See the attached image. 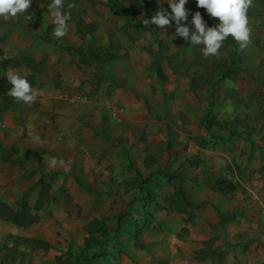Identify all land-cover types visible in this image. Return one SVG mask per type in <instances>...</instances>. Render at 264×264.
<instances>
[{
    "label": "rangeland",
    "instance_id": "rangeland-1",
    "mask_svg": "<svg viewBox=\"0 0 264 264\" xmlns=\"http://www.w3.org/2000/svg\"><path fill=\"white\" fill-rule=\"evenodd\" d=\"M115 1L128 20L110 0H64L70 20L59 39L51 35L47 5L32 1L24 14L0 18V206L19 211L28 203L40 216L30 227L0 219V264H61L70 245L82 251L93 219L118 229L97 264H264V0L248 9L247 47L223 43L208 57L202 45L176 36L174 21L154 25L155 36L132 28L153 5L170 12L166 0ZM185 7L209 27L219 22L196 0ZM160 53H167L164 86L153 68ZM108 54L112 60L101 69ZM29 58L37 63L33 71ZM232 58L240 70L218 81L215 96L209 87L192 92L190 78L205 65ZM9 68L38 91L34 102L7 94ZM234 126L240 135H231ZM52 157L64 164L50 166ZM195 159L197 166L186 162ZM166 172L183 177L189 202L198 206L185 205ZM42 176L49 196L37 212ZM221 176L239 189L216 192L208 179ZM219 208L240 216L221 227L214 223ZM144 213L151 228L141 247L133 234Z\"/></svg>",
    "mask_w": 264,
    "mask_h": 264
},
{
    "label": "trees",
    "instance_id": "trees-1",
    "mask_svg": "<svg viewBox=\"0 0 264 264\" xmlns=\"http://www.w3.org/2000/svg\"><path fill=\"white\" fill-rule=\"evenodd\" d=\"M38 4L42 5H48L50 0H32ZM111 8L115 9L118 13H121V15L128 20V10L125 7H118L115 0H110ZM149 16H147L145 19H151V17L155 14L157 11L156 5H153L152 7L148 8ZM132 28H134L137 31L140 30H147L151 32L153 36L156 35V32L154 30V25L149 24L145 26L143 24V20L132 24ZM84 36V35H83ZM46 40V39H45ZM47 41V40H46ZM159 49L162 50H168L167 46H165V43L163 40L157 41ZM224 44L227 46H237V42H235L232 37H228ZM67 51H73L71 48H67ZM167 54V53H166ZM163 56L162 53L159 54L160 58H154L153 62V68L154 72L156 73L158 80L162 86L165 85L166 82V75L164 68L161 65V61L166 58ZM98 55V54H97ZM95 56V55H94ZM236 53H232V57H235ZM90 57L86 56V58ZM237 58V57H236ZM91 59V58H90ZM92 60V59H91ZM112 60V57L108 54L107 59L102 60V63L99 65L101 69L106 65L108 61ZM26 65L33 71L37 65L33 61V59L29 58L26 59ZM96 63V60L93 61ZM98 67V68H99ZM205 73L200 74V76H194L190 78L191 82V90L193 93L198 94L200 91L204 90L205 88L209 87L212 89V96H215L216 92V85L219 80H226V79H234L236 75L238 74V71L240 70V67L235 62V59L232 58L230 61H224L223 63H213L211 65H205ZM111 84L114 87H124L126 89H129L128 85H124L121 83H118L115 80H111ZM11 102V101H10ZM11 106H13V103L11 102ZM264 114V113H263ZM233 136L240 135L237 131L236 126L232 128V134ZM29 154H26L28 156ZM191 166H197L200 161L195 160H189L186 161ZM151 176H154L153 174ZM164 176L167 177L168 181L172 183L173 187L175 188L176 193L180 194L181 197H183V200L185 202V205L187 206H198V204L189 202L187 198V194L183 188V177L179 175L178 173H170L166 172L164 173ZM40 183L42 185V189L40 191V196L37 202V205L35 207V210L38 212L41 210L44 206L43 201L45 198L49 196V185L44 182V177L42 176L40 179ZM209 183H212L214 190L218 193L224 194V195H231L235 191L239 189V186L237 183L233 182L229 178L226 177H218L216 179L210 180L208 179ZM80 183V182H79ZM146 201H149L150 198L152 200L153 195H150L149 197H145ZM146 207V206H144ZM33 208L28 205V203H23L21 206V210H15V209H4L2 206H0V219L2 221L12 223L18 226L23 227H30V225L34 223H38L40 216L38 213L33 212ZM147 210V208H146ZM150 211V210H149ZM127 214V213H126ZM143 214V219L146 220V223L143 224V226H140L139 229H137L136 233L133 235L135 244L137 246L143 247L144 243L141 241L142 234L145 232V230L149 229V220L146 216ZM129 218L131 215H119L116 217V223L120 224L124 221L125 218ZM238 217V213H230V212H223L221 213V222L222 224H227L229 222H232ZM117 228H111V226L108 224V219H93L87 225L85 226V231L88 233V238L86 240L85 246L82 249V251L77 252L72 249H68L63 256H59L58 259L61 262V264H97L96 260L107 257V248L109 246V242L112 238V234L117 233ZM114 238V237H113ZM33 243L40 244L39 246L43 249H48V243L45 241H39L34 240ZM33 249H36L34 246ZM66 258V259H64ZM63 260V261H62Z\"/></svg>",
    "mask_w": 264,
    "mask_h": 264
},
{
    "label": "clouds",
    "instance_id": "clouds-1",
    "mask_svg": "<svg viewBox=\"0 0 264 264\" xmlns=\"http://www.w3.org/2000/svg\"><path fill=\"white\" fill-rule=\"evenodd\" d=\"M188 2L189 0H166L170 12L158 10L150 20L144 19L143 24H153L163 29L174 21L176 36L190 42L191 46L202 45L200 50L205 57L217 55L228 37H232L241 49L247 47L250 39L247 13L252 6V0H196L197 7L205 9L211 17L218 18L219 22L212 27L207 26L199 11L190 13L186 9ZM31 3L32 0H0V18L6 20L24 14ZM67 7H75V4ZM47 8L53 18L54 28L51 35L57 39L64 37L68 31L67 22L70 20V12L64 10V0H50ZM189 15L191 21H188ZM5 77L11 85L7 93L9 96L25 104L34 102L39 93L28 79L11 68L6 71ZM49 163L55 167L57 164L63 165L64 161L52 157Z\"/></svg>",
    "mask_w": 264,
    "mask_h": 264
},
{
    "label": "crops",
    "instance_id": "crops-1",
    "mask_svg": "<svg viewBox=\"0 0 264 264\" xmlns=\"http://www.w3.org/2000/svg\"><path fill=\"white\" fill-rule=\"evenodd\" d=\"M227 80V79H226ZM221 81V80H220ZM222 81H224V80H222ZM184 188V187H183ZM184 190H185V192H186V189L184 188ZM236 192V191H235ZM234 192V193H235ZM210 207H208L207 208V211L208 212H210V209H209ZM218 211L216 212H214V223L215 224H217V225H219V226H221V227H227L228 225H230V224H232V223H235L236 221H237V219L239 218V214H238V217L235 219V220H233L232 222H229V223H227V224H222V222H221V213H223V212H230V213H234V211L233 210H231V209H229V208H224V209H217ZM143 223H141L142 225L144 224V219H143V221H142ZM87 225V224H86ZM85 225V226H86ZM151 227H149V229H150ZM149 229H147V230H149ZM84 231H85V229H84ZM86 232V231H85ZM87 233V232H86ZM136 233V232H135ZM134 233V234H135ZM145 233H146V231L142 234V237H141V241H142V243H145L146 244V241H145ZM133 234V235H134ZM88 233H87V236H86V239L84 240L85 242H84V244L86 243V240H87V238H88ZM85 246V245H84ZM83 246V247H84ZM75 247H73L72 245H70V249H72V250H74L75 251V249H74Z\"/></svg>",
    "mask_w": 264,
    "mask_h": 264
}]
</instances>
